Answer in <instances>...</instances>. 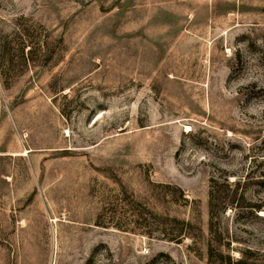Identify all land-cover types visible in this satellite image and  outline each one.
<instances>
[{"label": "rangeland", "instance_id": "rangeland-1", "mask_svg": "<svg viewBox=\"0 0 264 264\" xmlns=\"http://www.w3.org/2000/svg\"><path fill=\"white\" fill-rule=\"evenodd\" d=\"M212 178L264 204V0H0V264H207Z\"/></svg>", "mask_w": 264, "mask_h": 264}, {"label": "trees", "instance_id": "trees-1", "mask_svg": "<svg viewBox=\"0 0 264 264\" xmlns=\"http://www.w3.org/2000/svg\"><path fill=\"white\" fill-rule=\"evenodd\" d=\"M239 181H236V184ZM217 181L212 178L209 186V197H208V233L210 235L207 241V264H213L216 261L218 264H237L243 262L241 258L234 259L228 252H224L222 247H230L231 240L234 239L232 234H229L227 227L222 224L219 220V214L225 210L227 205H238L246 208L247 212L254 213L258 216L257 211L264 209V204L257 202H246L242 205L241 200L243 196L237 195L235 191L232 193L222 194L218 186ZM223 184L229 186L230 182L228 177L223 178ZM241 199V200H240ZM189 223V222H188ZM225 238V239H224Z\"/></svg>", "mask_w": 264, "mask_h": 264}, {"label": "bare ground", "instance_id": "bare-ground-1", "mask_svg": "<svg viewBox=\"0 0 264 264\" xmlns=\"http://www.w3.org/2000/svg\"><path fill=\"white\" fill-rule=\"evenodd\" d=\"M189 129V127H188V125H186V128H185V130H188ZM262 213V215H263V211H261Z\"/></svg>", "mask_w": 264, "mask_h": 264}]
</instances>
